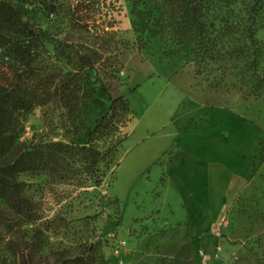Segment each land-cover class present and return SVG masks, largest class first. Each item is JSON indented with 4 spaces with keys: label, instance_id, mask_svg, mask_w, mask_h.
<instances>
[{
    "label": "rangeland",
    "instance_id": "1",
    "mask_svg": "<svg viewBox=\"0 0 264 264\" xmlns=\"http://www.w3.org/2000/svg\"><path fill=\"white\" fill-rule=\"evenodd\" d=\"M104 2L107 5L102 7L90 33L49 21L37 3H21L27 14L55 39L62 40L69 34L75 42H94L103 58L87 72V87L95 90L99 100L96 106L85 108L74 124L57 101L37 106L21 116L17 143L85 142V128L94 126L109 112L112 99L118 96L128 100L132 114L121 128L127 139L99 185L89 180L53 179L44 173L18 175L27 183L24 194L34 203L37 219L15 225L12 232L2 231L0 264H22V254L26 253L23 244L38 229L36 237L42 245L34 261L39 263H53L58 250L75 253L86 242L100 241V264H264V183L245 184L257 174L256 165L241 184H233L235 192L213 217L169 228L156 215L152 203L163 185V164L177 146L168 144L162 150L163 157L149 162L175 133L168 128L176 122V107L191 103L201 104L202 110L177 125V132L206 119L211 109L210 130H225L236 154L256 150L248 158L253 164L255 159L258 165L264 164V95L244 100L232 88L230 79L225 87L210 88L180 56H164L163 43L149 32L144 38L150 41L148 48L137 52L134 46L139 34L132 29L131 2ZM257 36L264 40V22L258 25ZM40 59L63 71L70 69L59 56L55 41L45 45ZM140 135L146 139L137 144ZM159 135L162 138L156 140ZM99 145L104 146L103 142ZM154 168L161 173L158 184L150 187L154 179L150 169ZM0 209L6 213L2 199Z\"/></svg>",
    "mask_w": 264,
    "mask_h": 264
},
{
    "label": "trees",
    "instance_id": "2",
    "mask_svg": "<svg viewBox=\"0 0 264 264\" xmlns=\"http://www.w3.org/2000/svg\"><path fill=\"white\" fill-rule=\"evenodd\" d=\"M104 1L0 0V199L6 206V213L0 209V238L2 231L12 232L15 225L37 219L34 203L24 194L27 183L18 179L20 173L99 185L127 139L121 128L132 111L128 100L118 96L109 112L85 128V142L17 143L21 116L37 106L59 102L72 124L90 104L96 106L99 100L87 87V72L103 58L94 42H75L69 34L55 39L21 3H37L49 21L90 33L107 5ZM129 1L132 29L139 34L137 52L148 48L150 41L144 38L149 32L163 43L164 56H180L210 88L225 87L230 79L244 100L264 95V40L257 36L258 25L264 22V0ZM53 41L69 70L40 59L45 45ZM38 232L23 244L22 264H100V241L86 242L75 253L58 250L53 263L35 262L42 245Z\"/></svg>",
    "mask_w": 264,
    "mask_h": 264
},
{
    "label": "crops",
    "instance_id": "3",
    "mask_svg": "<svg viewBox=\"0 0 264 264\" xmlns=\"http://www.w3.org/2000/svg\"><path fill=\"white\" fill-rule=\"evenodd\" d=\"M176 108V122L168 128L175 132L174 135L168 141L164 139V146L160 147L154 158L149 161L152 164L163 157L162 150L168 144L174 143L177 146L163 164L166 171L163 185L158 188V194L152 203L156 215L165 220L169 228L178 223L191 225L206 216L213 217L229 200L230 193L235 192L233 184H241L254 165L257 174L245 184L264 183V164L258 165L256 159L253 164L248 158L249 155L255 154L256 150L250 154L243 151L236 154L229 133L223 129L217 132L210 130L208 126L211 109L206 114V119L195 126L186 127L179 133L176 131L177 125L184 124L196 112L202 110V105L186 103L181 108ZM161 138L159 135L156 140ZM145 139L140 135L137 144ZM150 170L154 176L149 182L150 187H155L161 172L156 168ZM244 189L249 190L251 186H245ZM175 246L178 248L179 242H176Z\"/></svg>",
    "mask_w": 264,
    "mask_h": 264
}]
</instances>
